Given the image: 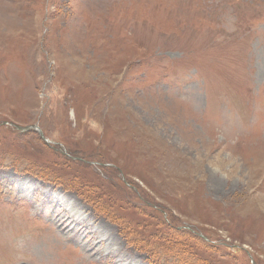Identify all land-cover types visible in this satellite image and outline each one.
Wrapping results in <instances>:
<instances>
[{
  "label": "rangeland",
  "instance_id": "rangeland-1",
  "mask_svg": "<svg viewBox=\"0 0 264 264\" xmlns=\"http://www.w3.org/2000/svg\"><path fill=\"white\" fill-rule=\"evenodd\" d=\"M251 260L264 0H0V264Z\"/></svg>",
  "mask_w": 264,
  "mask_h": 264
},
{
  "label": "trees",
  "instance_id": "trees-1",
  "mask_svg": "<svg viewBox=\"0 0 264 264\" xmlns=\"http://www.w3.org/2000/svg\"><path fill=\"white\" fill-rule=\"evenodd\" d=\"M28 133H32L31 131H28ZM69 154H73L72 151L68 150ZM167 218V217H166ZM170 219V217H169ZM178 233H187L188 235L194 237L195 239L197 238L200 242H203V243H206V244H210V241L209 240H206V239H203V238H200V236L197 235V230H196V227L192 226L190 228V230H185V229H178L176 230Z\"/></svg>",
  "mask_w": 264,
  "mask_h": 264
},
{
  "label": "bare ground",
  "instance_id": "bare-ground-1",
  "mask_svg": "<svg viewBox=\"0 0 264 264\" xmlns=\"http://www.w3.org/2000/svg\"><path fill=\"white\" fill-rule=\"evenodd\" d=\"M19 129V128H18ZM21 129V128H20ZM23 130V129H22ZM36 131H37V129H36ZM41 131V130H40ZM39 134H42L41 132H39V131H37ZM126 181V180H125ZM125 191V190H124ZM130 191V190H129ZM134 232V231H133ZM198 233V232H197ZM136 246V245H135ZM254 264V263H253Z\"/></svg>",
  "mask_w": 264,
  "mask_h": 264
}]
</instances>
